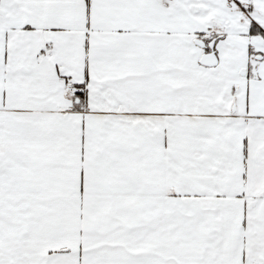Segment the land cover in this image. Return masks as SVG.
Masks as SVG:
<instances>
[{
  "label": "snow or ice",
  "instance_id": "6c2138e0",
  "mask_svg": "<svg viewBox=\"0 0 264 264\" xmlns=\"http://www.w3.org/2000/svg\"><path fill=\"white\" fill-rule=\"evenodd\" d=\"M0 264H264V0H0Z\"/></svg>",
  "mask_w": 264,
  "mask_h": 264
}]
</instances>
